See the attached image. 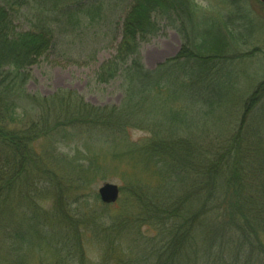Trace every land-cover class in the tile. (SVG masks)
I'll return each mask as SVG.
<instances>
[{
    "label": "trees",
    "instance_id": "1",
    "mask_svg": "<svg viewBox=\"0 0 264 264\" xmlns=\"http://www.w3.org/2000/svg\"><path fill=\"white\" fill-rule=\"evenodd\" d=\"M102 1L69 0L65 10L48 7L43 0L34 1L35 24L23 31L17 29L15 19L31 2L0 0V264L88 263L80 223L70 218L66 221L72 237L66 228L61 229L49 250L35 251L25 258L22 220L26 215L20 218L15 209L20 210L24 201L33 218L43 219L45 211L37 213L41 206L37 187L42 195L52 189L49 194H58L62 200L61 191L67 190V185L78 186L89 171L99 169L88 151V137L90 141L92 136L103 134L108 146L116 144L120 136H129L131 130L154 137L150 145L141 144L135 150L146 146L144 159L147 165L156 164L157 171L154 178L147 179L153 185L144 184L148 190L138 183L127 189L129 194L124 198L130 200L132 209L124 214L129 222L138 224V229L154 226L162 231L161 247L146 252L141 251L143 247L133 249L126 239L135 243L141 240L146 245L150 236L130 229L120 240L99 236L103 251L112 254L102 264H264V107L257 106L259 113L254 110V116L251 111L248 121L245 111L252 99L260 97L256 103L264 104V92L242 100L245 108L240 118L237 122L229 119L224 133L208 134L204 130L207 135L201 139L197 136L195 145L190 146L188 138L195 133L184 132L194 118L188 119L190 112L201 111L207 116L222 108L216 104L222 100L216 98L215 89L224 82L218 79L219 74L210 72L217 60L229 58L225 50L231 31L220 17V12L230 13L229 8L215 6L219 22L216 16L200 17L201 8L194 0H132L122 20L112 25L103 6L112 7L121 1ZM63 20L70 28L73 25V34L78 27H91L94 21L108 25L100 39L109 36L114 40L110 45L114 52L97 67L92 78L97 84L118 81L122 93L118 104L95 106L76 91H58L50 96L26 91L31 67L51 50L53 25ZM167 27L182 37L181 53L149 70L142 61V44ZM64 33L70 34L67 28ZM203 63L210 64L205 73ZM154 107L158 111L155 115ZM156 115L165 121L159 122ZM59 137L77 139L87 155L80 154L75 160L64 153L57 155L55 141ZM43 140L47 144L38 148L37 142ZM245 140L247 145L242 146ZM241 148L247 149L246 160L237 158ZM82 159L86 166L80 165ZM66 168L72 180L66 177ZM21 180L23 188L19 186ZM164 183L169 185L159 188ZM87 190L86 194L77 192L74 200L89 197ZM93 202L98 205L97 200ZM84 217L87 225L88 218ZM122 228L127 227L120 225ZM185 250L191 252V259L185 257Z\"/></svg>",
    "mask_w": 264,
    "mask_h": 264
},
{
    "label": "rangeland",
    "instance_id": "2",
    "mask_svg": "<svg viewBox=\"0 0 264 264\" xmlns=\"http://www.w3.org/2000/svg\"><path fill=\"white\" fill-rule=\"evenodd\" d=\"M34 1L39 2L41 0H29L33 5L28 3L22 8L23 13L20 12V15L15 19L17 29L25 31L33 28L35 22L32 17L34 12L32 7H36ZM43 1L48 7L56 6L58 8L60 7L61 10H65V3L69 0ZM105 1L103 0L102 2ZM120 1L114 6L111 4L112 7L107 5L103 6L102 11L106 15L107 21L112 25L118 20H122L126 10L132 3V0ZM194 1L201 8L199 10L200 17L216 16L219 22H221L222 18L228 23L230 30L227 31H231V34L227 37L230 43L225 50V56L229 58L226 60H217L213 65L214 68L210 72L211 74H219L218 79L220 78L224 82V85L220 89H215L218 92L216 98L222 100L216 104L221 105L222 108L217 109L207 116H203L201 111L198 114L197 112L189 113L188 119L190 120L191 117L194 118L189 122L184 132L195 133L192 137L188 138L190 140H188L190 146L191 144L195 145L197 136L201 139L207 135L203 132L204 130L208 131V134L218 131L222 134L227 131V121L230 119L237 122L242 113L241 109L244 110L245 108L242 100L249 94L250 96L252 94L256 96L264 92V6L258 3L257 0ZM206 5L211 6L207 8ZM216 5H218V8L227 6L230 13L220 12L221 18L219 16L217 17L218 10L215 7ZM65 22L66 20L54 23L53 46L37 64L31 67V78L25 85L26 91L29 94H36L37 96H50L56 92L58 93V91H61L60 93L76 91L86 102L95 106L118 104L122 97L119 82L114 81L109 84H97L92 78L97 67L114 52V49L110 46L114 40L109 36L104 40L100 39V35H102V32L105 31L108 25L103 26V23H99L101 21H94V25L91 27H78L75 34H73L71 29L73 25L70 28V24ZM64 28H67L70 34L64 33ZM216 36L217 40H219V35ZM182 45L183 39L180 34L174 28L167 27L163 30V33L161 32L149 42L142 44L140 50L142 61L147 69L155 70L167 60L178 56L181 53ZM232 54L234 55L233 57ZM209 65V63H203L201 69L204 73L207 71ZM59 97L62 98V96ZM259 99L260 97L257 100L252 99L247 104L245 108L247 121L251 111L253 113L256 110L259 113L257 106L262 108L263 105L264 107L263 103H256ZM197 103L195 107H198ZM190 107L192 105L189 106V109ZM156 113L158 111L154 107L153 115ZM254 114L255 112L253 116ZM156 118L159 122L165 121L161 120V116L156 115ZM156 134L164 138L161 132H157ZM225 135L223 134V136ZM153 138V136H147L143 131L131 130L129 136H120L116 144L106 146L105 135H94L90 138L91 142L88 137V151L93 158L92 161L98 164V170L93 171V173L89 171V175L85 177L84 181L79 182L78 186L77 183H75V187L67 185L68 189L61 191L63 201L58 194L54 197L51 196L54 194H49L52 189L48 194L42 195V190H40V187H37L39 189L37 191V201L41 205L37 207V213L42 210L45 211L43 215H46L41 220L31 216L33 214L30 212V208L28 209L25 205L24 201H21L20 210L15 209L16 215L20 216V218L26 215L22 220V231L25 236L23 237V243L25 245L23 249L24 257L28 258L35 251L41 250L43 252V250H49L52 246L51 242L59 238L61 229L66 228L70 237H72L71 228L67 226L69 224L66 218L79 221L80 223L79 230L80 233H83L82 239L85 249L83 251L87 255V264H102L107 256H112L110 252L103 251L99 236H111L114 240H120L123 232L127 229L137 234L139 233L143 237L150 236L151 239H149V243L146 245L141 240L135 243L130 239H126V243L133 249L143 247L141 251L146 252L152 248L161 247L160 233L162 231L155 229L154 226H140L138 229V224L129 222V216L124 214L126 210L132 209L130 200L126 201V198H124L129 194L127 189H130L132 185H136L137 183L141 186L145 184L147 187L151 184L153 185L152 181L147 179L148 176L154 178L157 171L156 164L151 163L153 168L147 165L144 159L146 146L141 150H135L141 144L150 145ZM181 138L187 140L185 137ZM45 144H47L46 140L37 142V147L40 148L45 146ZM243 144L247 145V140L242 143V146ZM55 145L57 155L64 153L70 158H74V160L80 158V154L87 155L86 150L83 149L84 145L77 142V139L70 140L67 137H59V140L56 139ZM131 146L133 149L128 150ZM205 147H208L207 143ZM237 154V158L246 160L247 149L241 148ZM80 163L83 166L87 165L84 159ZM65 174L66 177H70L72 180V174L68 172L67 168L65 169ZM66 177H63V179L65 178L64 181L68 184ZM23 181L21 180L19 183L21 188L25 186ZM105 182L117 184L119 189L121 188L118 199L111 203L112 206L108 208L103 205L99 198L96 199L95 197L96 195L98 196V188ZM40 184H43V182H40ZM168 185L169 183H164L162 186L159 185V188ZM62 188H64V185ZM73 188L75 189L72 190ZM144 188L146 187L144 186ZM86 189H90L89 193L93 197L90 195L89 197L85 196L80 197L79 200H74L73 196L77 192H84L86 194L88 192V190L85 192ZM93 199L95 201L97 200V206L94 205ZM60 210L69 213L70 216L64 215ZM83 213L88 218L87 225H85L86 218ZM50 217L52 218V222L48 220ZM132 220L135 221L134 218ZM98 223H102L104 226L95 228L93 225ZM108 225L114 231L110 230L109 227L107 229ZM120 225L127 228L119 229ZM42 237H45V239ZM123 242L121 241L120 244H123ZM115 243L119 242L115 241ZM183 254L187 259L193 257L189 250H185ZM45 264L51 263L45 261Z\"/></svg>",
    "mask_w": 264,
    "mask_h": 264
},
{
    "label": "water",
    "instance_id": "3",
    "mask_svg": "<svg viewBox=\"0 0 264 264\" xmlns=\"http://www.w3.org/2000/svg\"><path fill=\"white\" fill-rule=\"evenodd\" d=\"M264 3V0H259ZM98 196L103 203L111 204L119 197V186L114 183L105 182L97 190Z\"/></svg>",
    "mask_w": 264,
    "mask_h": 264
},
{
    "label": "flooded vegetation",
    "instance_id": "4",
    "mask_svg": "<svg viewBox=\"0 0 264 264\" xmlns=\"http://www.w3.org/2000/svg\"><path fill=\"white\" fill-rule=\"evenodd\" d=\"M257 2L264 6V3L260 2L259 0H257Z\"/></svg>",
    "mask_w": 264,
    "mask_h": 264
}]
</instances>
